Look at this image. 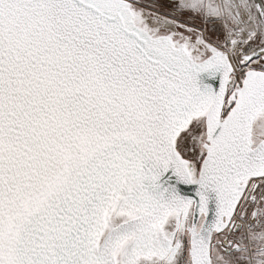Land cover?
Instances as JSON below:
<instances>
[{
  "label": "snow or ice",
  "instance_id": "obj_1",
  "mask_svg": "<svg viewBox=\"0 0 264 264\" xmlns=\"http://www.w3.org/2000/svg\"><path fill=\"white\" fill-rule=\"evenodd\" d=\"M0 264H264V0H0Z\"/></svg>",
  "mask_w": 264,
  "mask_h": 264
}]
</instances>
